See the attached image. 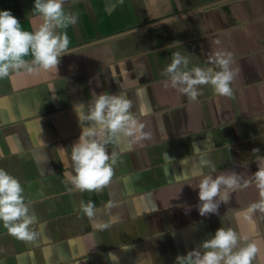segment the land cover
<instances>
[{
    "label": "crops",
    "instance_id": "obj_1",
    "mask_svg": "<svg viewBox=\"0 0 264 264\" xmlns=\"http://www.w3.org/2000/svg\"><path fill=\"white\" fill-rule=\"evenodd\" d=\"M33 8L0 0L27 31L42 23ZM64 9L78 22L58 30L71 41L58 69L0 79V168L21 182L38 232L22 241L0 222V264H175L220 227L246 237L252 264H264V213L248 212L261 200L252 149L264 156V0H65ZM218 50L239 69L231 97L204 85L192 99L163 74L176 51L190 54L189 69L219 70L209 60ZM100 94L129 99L147 136L106 135L113 177L82 191L65 175L68 152L82 131L76 109ZM230 172L242 186L218 215L200 216V174Z\"/></svg>",
    "mask_w": 264,
    "mask_h": 264
},
{
    "label": "clouds",
    "instance_id": "obj_2",
    "mask_svg": "<svg viewBox=\"0 0 264 264\" xmlns=\"http://www.w3.org/2000/svg\"><path fill=\"white\" fill-rule=\"evenodd\" d=\"M64 3L65 0H34L33 12L42 20L34 31L24 30L10 10L0 11V79L10 77L13 72L21 69L32 72L34 65L44 70L58 69L71 42L67 31L58 30H66L78 22L75 13L65 11ZM30 52L33 57L31 62L24 59ZM189 55L181 51L173 52L171 63L163 69V74L170 78L172 88L192 99L200 95L201 86L204 85H211L218 96H233L231 82L239 69L231 67L234 63L231 52L218 50L209 57L210 62L219 70L199 66L189 69ZM131 109L132 102L129 99L109 94L98 95L87 106L86 112L76 109L82 125L79 139L72 145L70 152L60 148L70 153L73 172L65 175L76 188L99 191L112 179L117 156L115 153L108 154L106 135L110 139L122 133L134 141L146 138L144 125L136 119ZM259 151L258 148L252 149L258 167L253 179L261 200L250 206L249 213L257 210L264 213V156L258 155ZM200 175L202 179L198 187H193L199 189V215H218L221 203L228 202L230 192L242 186V177L236 172L218 176ZM183 179L189 177L185 175ZM249 183L244 180L243 186L247 187ZM83 211L92 217L94 205L89 202L83 206ZM35 219L34 215L29 214L21 182L0 168V222L17 239L32 241L38 236V232L32 228ZM246 239L231 227H220L211 238L202 241L198 248L177 256L175 264H252L257 248L254 244H244Z\"/></svg>",
    "mask_w": 264,
    "mask_h": 264
}]
</instances>
